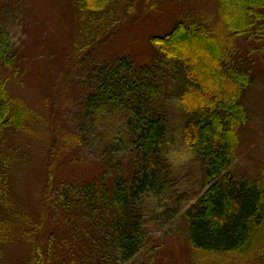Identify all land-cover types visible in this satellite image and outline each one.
<instances>
[{"label":"trees","instance_id":"1","mask_svg":"<svg viewBox=\"0 0 264 264\" xmlns=\"http://www.w3.org/2000/svg\"><path fill=\"white\" fill-rule=\"evenodd\" d=\"M125 1L76 0L84 37L79 55L83 46L96 52L103 32L114 24L115 8ZM213 1L225 23L224 33L199 18H185L169 33L150 39L158 55L182 72L176 91L183 120L175 131L167 108L169 93L165 85L155 90V76L136 68L126 56L100 67L82 113L94 122L110 114L122 117L130 172H116L112 180L104 171L90 180L59 182L55 201L65 226L47 232L43 244L38 238L44 215L35 224L20 209L15 217L39 231L33 230L32 264H54V256L58 264H162L147 245V223L166 222L180 211L183 199L170 187L181 146L203 167L200 193L183 213L192 249L207 264H264V179L231 170L238 158L239 130L250 118L244 93L255 83L251 69L235 58L234 38L264 41V0ZM110 10L106 18L97 17ZM9 47L7 32L0 28V72L8 64ZM34 118L35 111L0 79V211L10 205L12 168L4 134L11 129L32 133L27 123ZM53 164H48L45 204L57 182ZM7 226V232L0 229L6 233L0 232V243L14 239L11 223Z\"/></svg>","mask_w":264,"mask_h":264},{"label":"rangeland","instance_id":"2","mask_svg":"<svg viewBox=\"0 0 264 264\" xmlns=\"http://www.w3.org/2000/svg\"><path fill=\"white\" fill-rule=\"evenodd\" d=\"M76 3L0 0V28L7 32L10 46L8 64L0 72V79L36 113V118L27 123L32 133L11 129L4 134V152L12 168L8 176L10 205L0 211V229L9 231L7 224L11 223L14 239L0 243V264H32L35 228L15 217L20 209L27 211L35 224H40L44 215L45 224L40 238L37 236L43 244L47 232L65 226L55 201L59 182L90 180L104 171L111 180L116 172L129 174L122 117L110 114L94 122L82 113L83 101L100 67L126 56L136 68L144 67L155 76V90L165 85L169 93L167 108L175 131L183 120L176 91L182 83V72L158 55L150 39L169 33L177 21L185 18L204 20L221 33L226 27L213 0H126L120 8L114 7V24L103 32L96 52L83 46L79 55L77 48L82 46L84 37ZM109 14L112 10L98 13L97 17L106 18ZM234 44L235 58L239 65L251 69L255 83L244 93L250 118L239 130L238 158L231 170L236 175L264 179V41L256 43L238 36ZM177 157L170 188L183 199L180 211L166 222L148 221L147 245L155 249L154 258L162 264H207L192 249L183 217L200 193L203 167L185 147L178 148ZM50 161L55 164L57 182L45 204ZM230 261L228 264H232ZM53 262L58 264L55 256Z\"/></svg>","mask_w":264,"mask_h":264}]
</instances>
